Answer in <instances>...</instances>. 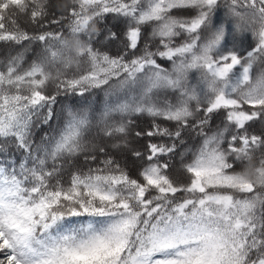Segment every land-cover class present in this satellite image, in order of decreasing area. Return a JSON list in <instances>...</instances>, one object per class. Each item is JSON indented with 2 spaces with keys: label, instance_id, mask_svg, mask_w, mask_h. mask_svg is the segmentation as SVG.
<instances>
[{
  "label": "snow or ice",
  "instance_id": "snow-or-ice-1",
  "mask_svg": "<svg viewBox=\"0 0 264 264\" xmlns=\"http://www.w3.org/2000/svg\"><path fill=\"white\" fill-rule=\"evenodd\" d=\"M0 42V264H264V0H0Z\"/></svg>",
  "mask_w": 264,
  "mask_h": 264
},
{
  "label": "trees",
  "instance_id": "trees-1",
  "mask_svg": "<svg viewBox=\"0 0 264 264\" xmlns=\"http://www.w3.org/2000/svg\"><path fill=\"white\" fill-rule=\"evenodd\" d=\"M57 3L59 4H69L70 0H57ZM100 25H97V27H99ZM52 30V29H49ZM32 46H29V51L31 50ZM17 51H23V49L18 48L17 46L9 43V42H0V65H2L5 60L11 56L14 55ZM27 59H31V57H26ZM27 65H25L26 67ZM166 67H170L169 64L165 63ZM194 74L190 73V79L192 78ZM94 100H99V101H103V94H99L98 96L94 97ZM151 122V118L147 117V116H142L139 119H136V124L139 126L136 130H140V128H147L148 125ZM159 122V121H158ZM219 123V120H215L212 124V128L214 129L216 124ZM167 126H171V125H167ZM259 129V125H257L253 130L254 131H258ZM50 130L47 128L44 129H35V135H34V139L37 143H40L41 137L43 136L44 132H49ZM187 139V138H186ZM195 139V143L198 145L200 142L199 138H194ZM108 143L110 144L111 141H108ZM146 143V140L144 139H138L137 141H135L134 147L136 148H140L142 149L143 145ZM193 145V141L189 140L188 141V146L192 147ZM183 149H181L182 151ZM111 151V150H110ZM112 154L115 156V158L119 161L122 162V164L126 165L129 168L130 173L135 177L136 171L138 170L139 164L140 162L137 161L131 154V152H123L120 153L118 151H112ZM98 159H103V157H99ZM77 167L79 168H84L86 170V167H96L97 164L96 163H92L89 165L85 164L84 158L83 156H80L76 159L75 161ZM73 169H66L65 174L63 176V180L67 181L68 180V173L70 171H72ZM83 219L86 218H72V222L74 224L76 223H80L83 222Z\"/></svg>",
  "mask_w": 264,
  "mask_h": 264
},
{
  "label": "rangeland",
  "instance_id": "rangeland-1",
  "mask_svg": "<svg viewBox=\"0 0 264 264\" xmlns=\"http://www.w3.org/2000/svg\"><path fill=\"white\" fill-rule=\"evenodd\" d=\"M63 1V0H62Z\"/></svg>",
  "mask_w": 264,
  "mask_h": 264
}]
</instances>
